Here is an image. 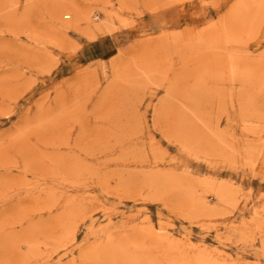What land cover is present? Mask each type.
<instances>
[{"label":"rangeland","instance_id":"obj_1","mask_svg":"<svg viewBox=\"0 0 264 264\" xmlns=\"http://www.w3.org/2000/svg\"><path fill=\"white\" fill-rule=\"evenodd\" d=\"M0 264H264V0H0Z\"/></svg>","mask_w":264,"mask_h":264}]
</instances>
